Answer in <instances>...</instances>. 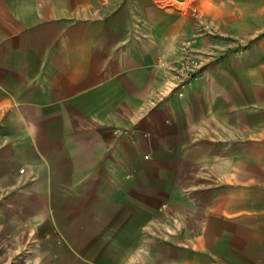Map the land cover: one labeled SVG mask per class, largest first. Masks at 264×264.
I'll return each instance as SVG.
<instances>
[{
    "label": "rangeland",
    "instance_id": "obj_1",
    "mask_svg": "<svg viewBox=\"0 0 264 264\" xmlns=\"http://www.w3.org/2000/svg\"><path fill=\"white\" fill-rule=\"evenodd\" d=\"M210 1L215 19H195L155 59L162 80L146 90L147 107L175 99L180 147L135 159L121 143L86 149L79 132L97 119L75 103L48 118L38 103L0 102V264H224L263 236L264 0ZM189 59L200 66L185 74Z\"/></svg>",
    "mask_w": 264,
    "mask_h": 264
},
{
    "label": "crops",
    "instance_id": "obj_2",
    "mask_svg": "<svg viewBox=\"0 0 264 264\" xmlns=\"http://www.w3.org/2000/svg\"><path fill=\"white\" fill-rule=\"evenodd\" d=\"M219 8L210 0H0V52L12 57L0 63V102L38 103L48 118L66 117L67 103H75L80 116L97 119L79 132L86 149L121 143L135 159L143 149L180 147L186 125L173 120L175 99L147 107L146 90L162 80L155 59L175 54L195 19H215ZM27 146L34 149L31 138ZM255 189L264 212V185ZM216 261L264 264V234Z\"/></svg>",
    "mask_w": 264,
    "mask_h": 264
},
{
    "label": "built area",
    "instance_id": "obj_3",
    "mask_svg": "<svg viewBox=\"0 0 264 264\" xmlns=\"http://www.w3.org/2000/svg\"><path fill=\"white\" fill-rule=\"evenodd\" d=\"M199 63L197 60H192V59H189L187 62H186V65H185V74H187L188 71H193L194 69H197L199 68ZM177 95H180V90L178 91ZM19 172H22V169H19Z\"/></svg>",
    "mask_w": 264,
    "mask_h": 264
}]
</instances>
